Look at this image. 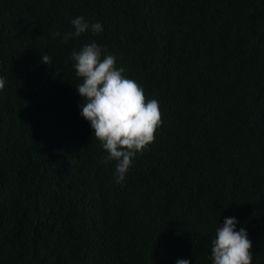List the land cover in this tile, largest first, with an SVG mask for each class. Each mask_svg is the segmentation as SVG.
I'll return each mask as SVG.
<instances>
[{"label":"trees","instance_id":"1","mask_svg":"<svg viewBox=\"0 0 264 264\" xmlns=\"http://www.w3.org/2000/svg\"><path fill=\"white\" fill-rule=\"evenodd\" d=\"M76 17L103 31L64 43ZM91 42L160 103L120 185L80 114ZM0 77V264H212L227 217L264 264V0H0Z\"/></svg>","mask_w":264,"mask_h":264},{"label":"clouds","instance_id":"2","mask_svg":"<svg viewBox=\"0 0 264 264\" xmlns=\"http://www.w3.org/2000/svg\"><path fill=\"white\" fill-rule=\"evenodd\" d=\"M71 24L74 30L64 35V43L89 31L93 34L103 31L100 23H90L83 17L74 18ZM105 51L96 42L86 43L79 51H73L71 58L75 74L82 81L76 85L84 101L80 114L90 123L94 137L107 153L101 163L115 162L114 182L120 185L136 155L149 150L155 141L162 125L161 110L159 101H146L143 87L125 76V69L116 67V57L104 55ZM41 63L51 64L52 59L42 54ZM6 83L0 77V90ZM237 223L235 217H227L223 226L216 228L211 241L212 264H252V242L245 228L236 230ZM177 264L189 261L181 259Z\"/></svg>","mask_w":264,"mask_h":264}]
</instances>
